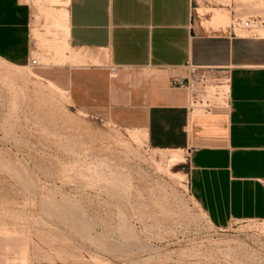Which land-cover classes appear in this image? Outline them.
<instances>
[{
    "label": "rangeland",
    "instance_id": "rangeland-1",
    "mask_svg": "<svg viewBox=\"0 0 264 264\" xmlns=\"http://www.w3.org/2000/svg\"><path fill=\"white\" fill-rule=\"evenodd\" d=\"M31 1L37 62L0 57V264H264V219L216 226L186 152L72 103L66 0ZM194 1L264 15V0Z\"/></svg>",
    "mask_w": 264,
    "mask_h": 264
},
{
    "label": "crops",
    "instance_id": "crops-1",
    "mask_svg": "<svg viewBox=\"0 0 264 264\" xmlns=\"http://www.w3.org/2000/svg\"><path fill=\"white\" fill-rule=\"evenodd\" d=\"M65 8L72 103L144 128L156 148L186 152L189 189L216 226L264 219V34L235 27L228 4L208 14L194 0ZM34 11L31 0H0V57L12 64L36 55ZM200 74L228 80L226 104L190 107V90L173 82Z\"/></svg>",
    "mask_w": 264,
    "mask_h": 264
},
{
    "label": "built area",
    "instance_id": "built-area-1",
    "mask_svg": "<svg viewBox=\"0 0 264 264\" xmlns=\"http://www.w3.org/2000/svg\"><path fill=\"white\" fill-rule=\"evenodd\" d=\"M235 27L258 30L264 28L263 16H250L247 19L239 18L234 24ZM33 63L37 60L34 58ZM112 71H116L113 67ZM174 85L187 88L191 92L190 107L203 111L212 110L218 103L226 104L228 102V80L226 78L212 79L206 74L192 75L184 79L174 80ZM218 97V100L215 98Z\"/></svg>",
    "mask_w": 264,
    "mask_h": 264
},
{
    "label": "bare ground",
    "instance_id": "bare-ground-1",
    "mask_svg": "<svg viewBox=\"0 0 264 264\" xmlns=\"http://www.w3.org/2000/svg\"><path fill=\"white\" fill-rule=\"evenodd\" d=\"M38 1H44V0H38ZM54 1V0H53ZM56 1V0H55ZM61 13H62V11H61ZM62 16L64 17V18H67V12H63L62 13ZM138 136V135H137ZM174 155H176L177 157H180V159H182V157H183V154L182 153H176V154H174ZM173 159V158H172ZM174 159H178L179 160V158H174Z\"/></svg>",
    "mask_w": 264,
    "mask_h": 264
}]
</instances>
